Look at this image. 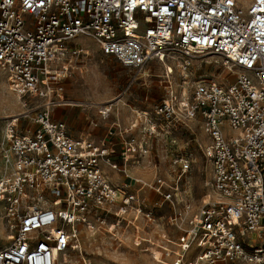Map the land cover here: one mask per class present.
<instances>
[{
	"label": "built area",
	"instance_id": "2783aa9c",
	"mask_svg": "<svg viewBox=\"0 0 264 264\" xmlns=\"http://www.w3.org/2000/svg\"><path fill=\"white\" fill-rule=\"evenodd\" d=\"M80 38L129 70L163 65L166 98L122 133L70 136L51 112L78 104L64 99L62 81L87 54ZM208 55L234 82L173 88L174 67L185 79L191 62ZM0 74L23 108L36 103L2 133L0 207L10 236L0 264H57L79 249L84 229L117 240L129 226L158 264H264V0H0ZM198 120L212 193L199 207L192 156L176 155L165 169L148 146L172 123ZM115 136L119 162L111 159ZM143 159L149 181L117 186L103 171L126 175Z\"/></svg>",
	"mask_w": 264,
	"mask_h": 264
},
{
	"label": "rangeland",
	"instance_id": "374dc122",
	"mask_svg": "<svg viewBox=\"0 0 264 264\" xmlns=\"http://www.w3.org/2000/svg\"><path fill=\"white\" fill-rule=\"evenodd\" d=\"M78 41L82 51L87 54L80 57L77 69L62 81L65 100L93 103L101 108L110 106L112 107L110 115L119 114L122 117L121 114H124L130 117L134 111L137 113L150 111L154 104L166 98L167 82L163 76L164 66L160 63L151 62L142 72L129 70L114 58L104 56L94 41L90 39ZM188 71L187 78L184 79L179 70L173 68L169 82L174 89L178 90L185 82V87L189 90L191 83L199 78L213 79L224 84L235 80V76L222 68L220 59L210 55L194 59ZM143 72H146L147 76H141ZM35 105L36 103H32L23 108L17 97L9 91L5 78L0 74V142L7 120L23 113L34 114ZM20 121L25 125L26 121ZM168 130L169 135H159L157 139L148 143L151 156L165 169L170 159L176 155L185 153L192 156L194 164L189 178L194 205L199 207L208 200L209 195H212L208 187L211 171L204 161L201 150L207 143L201 122L198 120V123L195 121L186 124L172 123ZM3 159L0 150V176L6 171ZM139 228H143V225L140 224ZM117 232L119 234L115 240L111 235L102 232L92 236L84 229L79 239V249L67 251L57 264H158L150 253L154 250L145 251L150 248L147 243L135 245V230L132 226L124 233L123 229ZM141 232L140 235L146 238L147 236ZM144 232L149 231L145 229ZM9 236L10 232L6 230L0 207V249L9 244ZM191 263L196 264V261L192 258Z\"/></svg>",
	"mask_w": 264,
	"mask_h": 264
},
{
	"label": "crops",
	"instance_id": "0c3cea01",
	"mask_svg": "<svg viewBox=\"0 0 264 264\" xmlns=\"http://www.w3.org/2000/svg\"><path fill=\"white\" fill-rule=\"evenodd\" d=\"M79 42V41H78ZM76 105L61 104L53 108L51 117L55 121H59L65 124L67 132L72 137H89L96 141L107 137V133H122L131 127L132 123L136 119L137 111H134L130 117H126L124 114L110 115V106L101 108L97 104H85L80 102ZM105 109L108 111L106 116H101L99 111ZM132 133H139V130H133ZM112 143H114V152L112 160L119 162V154L121 151L122 141L118 136L113 137ZM104 173L109 177L110 181L114 185L130 184L134 179H140L143 181H149L152 178V171L145 166V160L142 161V166H131L126 175L119 174L112 171L108 167H103ZM153 199L155 195H151Z\"/></svg>",
	"mask_w": 264,
	"mask_h": 264
},
{
	"label": "bare ground",
	"instance_id": "6f19581e",
	"mask_svg": "<svg viewBox=\"0 0 264 264\" xmlns=\"http://www.w3.org/2000/svg\"><path fill=\"white\" fill-rule=\"evenodd\" d=\"M81 39V38H80ZM213 57V56H212ZM141 76H147L146 75V72H143L142 74H141ZM4 157V156H3ZM3 165H4V167L5 168H7V165H6V162H5V159H3ZM212 194V193H211Z\"/></svg>",
	"mask_w": 264,
	"mask_h": 264
}]
</instances>
